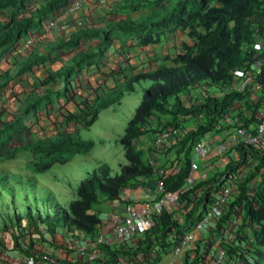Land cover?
Returning <instances> with one entry per match:
<instances>
[{
  "label": "trees",
  "instance_id": "16d2710c",
  "mask_svg": "<svg viewBox=\"0 0 264 264\" xmlns=\"http://www.w3.org/2000/svg\"><path fill=\"white\" fill-rule=\"evenodd\" d=\"M70 1L47 0L43 5L35 7V0H0V60L21 39L37 31L49 16L65 11ZM164 1L172 0H159L158 2ZM141 7L142 4L138 0L132 6V10L137 11ZM25 11L30 13V16H23ZM153 17L154 15H150L147 21ZM233 20H235L237 35L233 38V43L228 45L231 35L229 23ZM161 21L162 24L156 26V29L152 31L147 30V22L138 24L128 19L111 20L102 27L80 28L67 39L49 44L43 49L44 53L33 52L16 61L10 70L0 73V90H2L33 67L44 64L51 54L73 51L84 46L88 40L96 39L97 43L93 51L78 53L71 59V65L62 66L43 82L44 85L60 82L67 87L84 70L92 65H99L113 42L119 38V33L131 32L137 37L139 45L145 46L159 44L160 37L166 33L188 30V36L194 38L198 47L197 52L194 53L193 48L184 46L185 52L172 60V66H163L154 71L137 73L131 78L125 79L117 90L108 95V97L114 96L119 99L123 95V89L132 92L135 83L147 84L139 107L120 139L125 148L128 165L122 167L119 174L112 177L108 174V168L105 166L91 172L87 180L80 184L77 190L78 200L70 205L69 215L56 207L50 208L49 199L40 194L33 178L21 177L9 170L6 164H3L5 161L13 159L20 149L12 143L11 137L24 132L26 123L44 110L52 102L53 96L59 97L60 95L50 86L43 92L25 97L19 104L17 114L12 120L0 127V192L7 190V194L0 198V202L3 203V206L6 205V199L8 201L10 199L11 203H14L12 210H15L16 215L6 214L5 217L7 219L14 216L13 223H8L15 225V229L21 228V223L25 220L36 232L39 231V225L42 224L50 236L57 233L70 235L76 231L80 233L78 237L94 240L105 227L101 217L105 212L104 204L120 205L119 208L122 209V205L128 204L126 200L123 202L122 198L125 190L147 187L149 183H154L156 186L155 184L159 180L152 166L143 159L146 152L136 147L138 139L147 132L144 130V125L147 126L151 118H154L156 123L155 127L151 129L152 133H156L155 135L168 128L182 126L187 129V126L181 123V119H193L197 124L194 129L186 131L178 141L170 146H178V153L182 154V158L177 163L178 172L175 173L171 171L172 169L164 168L163 184L166 192L183 188L190 176L191 150L206 134L223 126H230L232 118L237 119L235 125L246 130L251 128L250 125L255 126L260 122L259 115L261 109H264V92L257 100L254 99L255 97L252 98L253 94L256 96L253 90L250 92L252 84H249L243 92L234 91L231 94H223V89L233 84L236 78L244 75L245 68L251 69L254 54H257V58L262 60V67L261 73L255 77L253 84H264V0H178L170 13ZM142 30H146V32L142 34ZM256 38H262V47L256 44ZM253 47L256 48V52H253ZM202 81L207 86H218L221 94L193 100L191 91H194L198 85L200 87ZM183 97H187L188 106L184 105ZM104 100V98H100L96 106L103 107L106 104ZM237 102L243 104L238 108L235 106ZM258 110L259 113H257ZM224 116H229L230 121L223 122V125V123H219V120ZM92 147V142L82 141L76 134L58 133L43 141L26 144L23 148L37 152L35 161L30 163L28 168L32 172L40 173L48 170L57 161H64L75 153H87ZM235 148L237 149L234 151L238 153L237 160H244V157L248 155L249 160H253L251 161L252 165L254 164L252 153L261 156L260 162L264 169V148H245L241 144ZM231 162L233 160L229 159V163ZM240 168L231 172H237ZM7 183L23 186L20 188L7 187ZM203 184L204 182L183 192L176 209L171 213L164 212L157 218L155 224L144 234L137 246H99L107 257H105L107 261L104 259L102 264H115L121 258L128 260V264L149 263L155 258L156 262L161 260L162 256L173 246H176L180 237L189 231L198 220V218H194L197 212L196 206L189 209L188 207L191 192ZM206 184V189H209V182ZM241 190V193L233 201V207L246 208L247 213L254 221L251 213L256 205L259 222L254 221L259 224V228L252 231L254 242L250 247L253 256L250 260L243 257L241 259L245 264H264V182L254 192L253 199L246 196L244 186L241 187ZM16 199L21 200L22 210L19 208L20 204L18 207L15 206ZM181 209L186 211L183 220L180 222L172 219L175 212ZM90 210L93 213H88ZM227 217L228 215L225 214L224 219L220 222L223 223ZM5 224L7 225V222ZM72 229L75 231L71 232ZM20 235L21 233L17 235L11 233L17 249H20L17 241ZM170 236H172V242L169 239ZM200 246H202L201 251L195 248L194 258L184 255V264H203L206 252L203 245H197V247ZM63 247L61 246V248ZM239 250L235 245L230 249V253L238 254ZM21 251L33 257L36 262L43 261L41 253L32 254L28 248L21 249ZM48 257L61 264H85L79 261L73 263L56 259L54 256Z\"/></svg>",
  "mask_w": 264,
  "mask_h": 264
},
{
  "label": "rangeland",
  "instance_id": "374dc122",
  "mask_svg": "<svg viewBox=\"0 0 264 264\" xmlns=\"http://www.w3.org/2000/svg\"><path fill=\"white\" fill-rule=\"evenodd\" d=\"M46 1L36 0V3L43 5ZM137 1L72 0L65 11L56 15V21H50L48 18L37 31L28 34L13 49L4 54L3 59L0 60V73L10 70L16 61L33 52L44 53L43 49L49 44L67 39L80 28L102 27L111 20L128 19L138 24L147 22V30L152 31L156 29V26L162 24L161 20L170 13L178 0L170 2L139 0L142 7L134 11L132 6ZM72 13L73 18H71ZM150 15H154V17L147 21ZM63 16L71 19L61 18ZM229 28L231 35L228 45L233 43V38L237 35L235 20L229 23ZM145 32L146 30L141 31L142 34ZM119 34V38L113 42L99 65H92L84 70L67 87L60 82L51 85H44L43 82L62 66L71 65V59L78 53L93 51L97 43L96 39L88 40L84 46L73 51L51 54L44 64L33 67L29 72L22 74L0 90V127L12 120L17 114L19 104L28 95L43 92L50 86L60 95L59 97L53 96L52 102L26 123L24 132L11 137L12 143L20 149L13 159L5 161L3 164H6L9 170L21 177L33 178L40 194L49 199L50 208L56 207L67 215L70 213V205L78 200L77 190L80 184L87 180L91 172L105 166L108 168V174L112 177L119 174L122 167L128 165L125 148L120 139L139 107L147 84L135 83L132 92L123 89V95L119 99L114 96L108 97V95L117 90L125 79H129L137 73L154 71L163 66H172V60L185 52L184 46L193 48L194 53L198 50L194 38L188 36V30L166 33L160 37L159 44L145 46L139 45L137 37L131 32ZM256 39V44L262 47V38ZM253 49V52H256V48L253 47ZM191 94L193 100H199L206 96H219L221 90L218 86H207L202 81V85L200 87L198 85L194 91H191ZM100 98H104L106 101L103 107L96 106ZM186 98L183 97V101L184 105L188 106L189 101ZM73 116L75 118H72ZM181 123L187 126L186 131L194 129L197 125L193 119L187 118L181 119ZM155 125L154 118L149 120L147 126L144 125V130L147 132L138 139L136 147L146 152L143 159L153 169H172L173 165L180 161L182 154L178 153V146L154 148L152 140L156 133H152L151 129ZM58 133L76 134L80 140L92 142L93 147L87 153H75L64 161H57L48 170L40 173L32 172L28 165L35 161L37 152L23 147L29 143L43 141ZM232 151L230 149L226 154L230 155ZM252 156L254 157L253 165L251 164L253 160L247 161L245 157L244 160H237V157L232 156L229 159H232L233 162H228L224 169L221 167L223 170L220 169V172L207 181L210 184L209 189L206 187L200 190L194 189L190 194L189 208L196 206L197 212L194 218H198L200 210L210 206L211 201L218 196L220 189L224 186L225 176L231 171L244 167L243 181L239 183L237 194L222 205L221 213L215 216L209 225L207 239L203 247L213 253L216 252L213 247H221V250L218 257L212 258L207 264H245L241 257L250 260L253 256L250 245L254 242L252 231L259 228V224H256L259 223L257 207L254 205L251 213L256 223L247 213L246 208L233 207V201L242 191L241 187L244 186L246 196L253 199L254 192L264 182V169L260 162L262 157L253 153ZM8 186L20 188L23 185L7 183ZM140 189L141 187L139 189L129 188V195L136 197L137 190ZM6 194L7 190H1L0 198ZM122 198L125 196L122 195ZM19 204V208L22 210L21 200L16 199L15 206L18 207ZM103 206L106 210L110 204ZM13 207L14 203H11L10 199L9 201L6 199L5 206L0 202V251L17 254L15 264L25 258L31 259V256L24 254L21 249L28 248V251L35 255L41 253L53 256L49 251L59 248L54 244V236H50L46 232L44 225L40 224L39 231L36 232L25 220L22 221L19 229H15V225L9 224L13 223L14 216L7 219L5 216L12 213L16 215L15 210H12ZM88 213H93V211L90 210ZM225 214L228 217L221 223ZM74 231L75 229L71 230V232ZM11 233L14 235L21 233L17 238L20 249L15 247ZM75 233L80 235L79 232L75 231ZM75 233L72 237L79 238ZM58 234L63 237L67 236L63 233ZM59 240L58 238V242H60ZM216 240L217 243H214ZM235 245L240 249L238 254L230 253V249ZM106 258L105 261H107Z\"/></svg>",
  "mask_w": 264,
  "mask_h": 264
},
{
  "label": "built area",
  "instance_id": "2783aa9c",
  "mask_svg": "<svg viewBox=\"0 0 264 264\" xmlns=\"http://www.w3.org/2000/svg\"><path fill=\"white\" fill-rule=\"evenodd\" d=\"M259 42V41H258ZM253 64L251 69L245 68L244 75L236 78L233 84L223 89V94H231L232 92H243L249 84H252V90L255 94L264 92V84H253L254 79L261 73L262 60L257 58V54L253 55ZM229 122L230 117L224 116L219 120V123ZM233 132L222 142L212 141H198L191 150V158L199 159L207 158L214 149L218 154L225 155L231 147L243 145L245 148H264V109H261L260 122L246 130L245 128L235 125L236 118H232ZM224 125V123H223ZM186 133V128H168L161 133L155 135L152 140V145L155 148L170 147L173 143L178 141L183 134ZM191 161L190 175L198 168L197 162ZM175 173L179 171V166L174 164L172 170ZM155 174L159 180L153 189L145 188V193L139 202L134 205H123L122 213L115 214L113 223L108 230H103L94 240L73 238V234L62 237L58 233L62 241V245H67V250L74 252V262L79 261L85 264H102L106 257L100 250L99 246L108 245L110 247L115 245H129L137 246L144 234L155 224L164 212L171 213L179 204L180 196L184 192L183 188L166 192L163 184L164 168L154 169ZM244 168H240L237 172H230L225 176L224 186L220 189L218 196L214 198L210 206L203 207L198 215V220L192 225L191 229L184 233L176 246L169 250V255L172 257H179L184 252L185 248L194 242L196 233H203L211 224L213 218L221 213L222 205L232 199L237 194L239 183L242 182L244 176ZM129 195V191L123 192V198ZM127 196V197H126ZM76 234V233H75ZM78 235V234H76ZM80 236V235H78ZM61 245V246H62ZM5 254V255H4ZM17 254L12 252L3 253L0 251V264H15L17 261ZM43 261L36 262L34 258L22 259L18 264H61L55 259L49 258L46 254L41 256ZM154 258L156 256H153ZM221 257V256H220ZM57 259V258H56ZM156 259V258H155ZM155 259L148 264H167L162 260L158 262ZM220 259V258H219ZM115 264H128V260L119 259Z\"/></svg>",
  "mask_w": 264,
  "mask_h": 264
},
{
  "label": "crops",
  "instance_id": "0c3cea01",
  "mask_svg": "<svg viewBox=\"0 0 264 264\" xmlns=\"http://www.w3.org/2000/svg\"><path fill=\"white\" fill-rule=\"evenodd\" d=\"M36 2V0H35ZM38 4V3H37ZM26 13L23 14V16H30V14L25 11ZM1 15V14H0ZM68 19L70 20L71 18H73V14L70 17L67 16H63L61 18L63 19ZM262 96L261 93L256 94V96H254V94L252 95V98L255 97L254 99H260ZM243 103L241 102H237L235 104L236 107H240V105H242ZM227 124V123H226ZM250 127L252 128L253 125H250ZM233 132V128L232 126L228 125V127L223 126L221 128H218L217 130H212L211 132H209L208 134H206L202 140L204 141H212V142H222L223 140H225L229 135H231V133ZM231 149L233 150L232 153H230V155H221L218 154L216 152V150H212L210 155L205 158V159H199L198 161L195 160V158H191V161L193 162H197L198 164V168L196 171L192 172V174L189 176L188 180L186 181L185 185L183 186V190L184 192L189 191L197 186H199L200 184H202L204 182V184L197 188V190L203 189L205 187H207V181L215 174H217L218 172H220V169H224L227 165V163L229 162V158L233 157H238V153L237 151L235 152L234 149H237L235 147H231ZM246 160L249 161V156L246 155ZM222 167V168H221ZM222 169V170H223ZM210 185V184H209ZM209 187V186H208ZM145 188H150L153 189L154 188V183H149L147 184V187H141V189L138 191L137 190V194L136 197H133L132 195H128V197L126 198V201L128 202L127 205H134L136 202H139L141 197L144 195L145 193ZM125 201V200H124ZM123 206V205H122ZM120 205H116V204H110V206L108 208H106V212L103 213V215L101 216L105 227L104 230H108L110 229L112 223H113V219L116 217L115 214L119 215L120 213H122V209L119 208ZM108 210V211H107ZM119 213V214H118ZM186 211L181 209L180 211L175 212V214L172 216V219L178 220L181 222V220H183V215H185ZM209 229V226L206 228V230L203 233H196L195 234V239L194 242L189 245L188 247L185 248L184 252L182 253L181 256L179 257H172L169 255V250L167 251L166 254H164L161 258L162 261H164L167 264H184V260H185V256H189L190 258H194L195 256V250H199L201 251V247H197V245H203L204 242L207 239V231ZM63 237V236H62ZM58 238L60 239L61 237L59 235L54 236V244L56 246H58L59 249L53 250V251H49L53 254V256L57 259L60 260H67L69 262H73L75 255L74 252L71 250H67V245H62V241L59 240L60 242H58ZM170 241L172 242V236L169 237ZM214 243H217V240L214 241ZM64 246V248H61ZM196 248V249H195ZM213 250H215L216 252H210L208 250L205 249L206 252H208V255L206 257V259L203 261V264H207L209 260H211L212 258L216 259L218 256V253L221 250V247H213ZM151 262V260L149 261V263ZM142 264H148V263H142Z\"/></svg>",
  "mask_w": 264,
  "mask_h": 264
},
{
  "label": "clouds",
  "instance_id": "9594fccd",
  "mask_svg": "<svg viewBox=\"0 0 264 264\" xmlns=\"http://www.w3.org/2000/svg\"><path fill=\"white\" fill-rule=\"evenodd\" d=\"M71 2H72V0L70 1V3H69V5L67 6V8L70 6ZM39 6H40V4H37V3L35 2V7H39ZM67 8H66V9H67ZM66 9H65V10H66ZM24 13H26V12H24ZM24 13H23V14H24ZM59 13H61V12H59ZM59 13L53 14V15L49 16L48 18H50V21H56V20H57V16H56V15L59 14ZM29 14H30V13H29ZM72 14H73V13H72ZM72 14H71V15H72ZM24 16H25V15H24ZM48 18H47V19H48ZM47 19H46V20H47ZM46 20H45V21H46ZM45 21H44V22H45ZM44 22H43V23H44ZM242 168H244V167H242ZM188 209H189V207H188ZM187 232H188V231H187ZM185 233H186V232H185ZM205 252H206V251H205ZM207 255H208V252H206V257H207ZM206 257H205V259H206ZM205 259H204V260H205Z\"/></svg>",
  "mask_w": 264,
  "mask_h": 264
}]
</instances>
